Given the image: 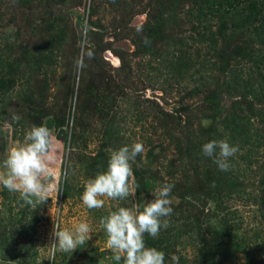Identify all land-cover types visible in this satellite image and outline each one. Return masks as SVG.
<instances>
[{"label": "rangeland", "instance_id": "obj_1", "mask_svg": "<svg viewBox=\"0 0 264 264\" xmlns=\"http://www.w3.org/2000/svg\"><path fill=\"white\" fill-rule=\"evenodd\" d=\"M197 7V0H0V54L19 73L0 96V172L32 126L46 125L61 141L54 206L16 204L19 193L0 185V264H117L101 218L142 209L165 183L170 225L145 239L166 264L173 254L179 264H264V149L248 168L239 151L227 171L201 150L228 139L220 127L226 115H247L264 138V45L228 29L215 33V49ZM179 57L189 66L182 76ZM134 142L145 147L133 165L136 195L88 209L85 182L106 170L108 149ZM80 222L92 239L53 258L54 223L74 230Z\"/></svg>", "mask_w": 264, "mask_h": 264}, {"label": "clouds", "instance_id": "obj_2", "mask_svg": "<svg viewBox=\"0 0 264 264\" xmlns=\"http://www.w3.org/2000/svg\"><path fill=\"white\" fill-rule=\"evenodd\" d=\"M60 145L54 130L46 125L32 126L23 141L9 149L3 161L5 171L0 172V185L19 193L28 204L44 205L51 199L54 206L60 193L59 182L53 178L60 159L57 155ZM201 150L221 171H227L229 158L239 152V146L230 144L225 138L211 140L203 144ZM107 151L110 155L106 170L84 184L81 200L88 209L103 208L106 200H129L136 195L133 165L138 157H142L144 145L134 142ZM171 192L172 185L165 183L156 188L153 199H146L142 209L137 205L120 207L101 218L107 247L112 250L117 264L121 259L123 264H166L165 253L148 247L145 237L158 238L161 230L169 227L173 213ZM91 233L92 228L87 222H80L74 230L62 229L54 223L55 242L48 246L53 258L56 251H76L92 239ZM179 259V256L171 255L172 264H179Z\"/></svg>", "mask_w": 264, "mask_h": 264}, {"label": "trees", "instance_id": "obj_3", "mask_svg": "<svg viewBox=\"0 0 264 264\" xmlns=\"http://www.w3.org/2000/svg\"><path fill=\"white\" fill-rule=\"evenodd\" d=\"M197 2L199 3V7L196 8L199 14L198 22H204L207 27L206 34H209L210 45L215 49L218 44L215 33L228 31V29L232 31V34H246L254 45H264V0H197ZM47 60L49 58L42 55L43 64H46ZM185 60L179 57L176 61V71L178 70L181 76L189 71L188 62ZM16 71L17 69L12 68L5 57L0 54V96L14 88L19 79L17 78L19 73ZM208 71L206 67L205 72ZM220 127L228 133L229 143L239 146L243 167H250L264 149V138L253 127L251 118L247 115H226ZM4 196L7 198L6 192ZM73 264L92 263L74 262Z\"/></svg>", "mask_w": 264, "mask_h": 264}, {"label": "crops", "instance_id": "obj_4", "mask_svg": "<svg viewBox=\"0 0 264 264\" xmlns=\"http://www.w3.org/2000/svg\"><path fill=\"white\" fill-rule=\"evenodd\" d=\"M7 196H8V194H7ZM23 201H24V200H22V199L20 198V195H19V197H16V198H15L14 203L18 204V203H22Z\"/></svg>", "mask_w": 264, "mask_h": 264}]
</instances>
